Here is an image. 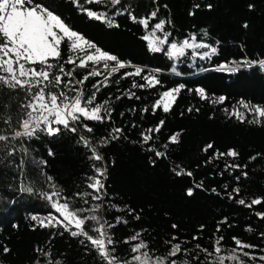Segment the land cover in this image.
<instances>
[{"label":"trees","instance_id":"16d2710c","mask_svg":"<svg viewBox=\"0 0 264 264\" xmlns=\"http://www.w3.org/2000/svg\"><path fill=\"white\" fill-rule=\"evenodd\" d=\"M38 2L59 14L68 25L102 50L129 65L114 74L108 87H102L97 93V103L108 101L112 109L111 120L103 123L86 121L94 132L82 133L97 144V151L105 157L102 166L106 168L103 207L99 213L88 211L85 215L98 214L115 224L109 230L116 242L115 255L121 260L135 255L131 247L138 241H130V237L137 232L154 256H165L169 249L166 241L176 237L182 248L189 250L178 259L191 260L198 251L197 243L211 250L219 236L224 238L220 245L224 249L221 255H228L235 247L233 237L258 245L254 254L264 255L260 251L264 249V238L260 235L264 233V220L256 215L264 212V204L248 208L236 202L240 198L247 202L264 198V126L248 123L247 120L253 119V114L248 112L244 123L230 115L241 100L264 105V71L258 65L243 66L235 73L217 70L221 63L245 58L250 61L264 59V0H121V5L115 6L110 0H100L85 4L93 11L112 16L118 27L90 19L73 0ZM249 5L254 7L250 9ZM124 9L137 18L158 11L156 19L145 29L133 22L127 12L116 14ZM159 20L170 21L164 29L171 33L169 42L182 41L194 34L197 41L216 47L217 54L208 58L187 50L185 56L169 59L164 52L150 51L148 41L143 37ZM245 23L247 28L243 26ZM157 33L163 38V32ZM163 47L166 49L168 44ZM62 55H68L63 45ZM65 67L67 70L72 66ZM136 68L142 69L139 76L121 78L125 72H134ZM86 71L78 69L76 77ZM149 74H155L161 85L143 89L131 87L133 82L145 83L143 77ZM98 80H103V76L91 77L80 86L86 88V96L94 91L92 84ZM115 80L119 83H114ZM181 84L184 88L169 112H163L162 108L152 111L160 93ZM199 88L205 90L207 99H202L196 92ZM129 91L135 92L140 99L129 98L125 95ZM23 95L22 92L19 95L10 93L7 89L0 91V112L7 111L15 118ZM118 96L121 98L116 99ZM220 96L226 97L222 104L212 102ZM144 108L149 111L143 112ZM161 120L164 121L161 131L153 133V140L143 143L141 133L155 128ZM115 127L124 130L120 138L107 146L99 145L97 142ZM0 128L7 126L0 123ZM177 133L179 142L171 143L169 138ZM77 140L78 137L69 132L55 137L39 134L23 143L15 142L13 156H8L6 151L0 152V264H36L37 260L45 264L49 258L59 259L62 264H102L90 245L86 248L79 243L82 237H72L67 232L60 235L62 229L42 228L31 220L32 215L43 217L50 211L48 203L38 195L40 191H50L46 176L53 177L63 194L71 197L73 207L91 209L100 203L90 197L75 195L92 191L87 188L90 182L87 177L94 175L93 164H101L89 159L91 152ZM209 143L213 148L206 152L204 148ZM166 144L167 148L164 147ZM150 147L153 151H149ZM49 149L54 155L48 154ZM229 149H235L239 156L213 157L214 151ZM155 151L164 152L165 156L157 158ZM252 156L256 159L250 160ZM41 161H46V166ZM232 163L247 165V168L226 169V165ZM174 170L191 171L193 176H177ZM244 171H247V177L241 175ZM236 176H240L239 181ZM201 182L203 188H195ZM22 184L32 186L34 192H21ZM190 187L194 188L192 196L186 194ZM236 187H239L240 195L230 199L229 194L235 195L232 189ZM116 217H122L127 223H115ZM225 218L227 223H223ZM87 227L90 234L95 235L93 222ZM5 247L10 251L5 253ZM36 249L50 252L51 257ZM205 255L200 253L201 260ZM214 258L215 255L209 259ZM192 264L198 262L193 260ZM225 264L234 262L225 261Z\"/></svg>","mask_w":264,"mask_h":264},{"label":"snow or ice","instance_id":"6c2138e0","mask_svg":"<svg viewBox=\"0 0 264 264\" xmlns=\"http://www.w3.org/2000/svg\"><path fill=\"white\" fill-rule=\"evenodd\" d=\"M100 0H73V3L80 11L85 13L90 19L100 21L107 24L109 27H118L112 16L107 13L93 11L85 4L99 3ZM112 5H121V0H110ZM199 7V5H196ZM211 8V5H208ZM249 5V8H253ZM157 11H152L148 16L137 18L127 9L117 11V15H122L127 12L129 18L136 23L141 24L145 29L149 28V22L155 20ZM191 14V13H190ZM170 21L159 20L152 26V30L143 37L148 41L150 51L155 53L164 52L169 59H177L186 55L189 49L208 48L210 51L203 53L204 57L210 58L217 54V48L207 43L197 42V37L192 34L182 41L169 42L171 33L165 32V24ZM245 28L248 25H243ZM163 32V38L156 35V32ZM207 36V32L204 31ZM168 44L165 49L163 46ZM62 45L66 46L68 55H62ZM103 71L96 67L101 65ZM66 65L72 67L66 70ZM258 65L264 71V59L241 61H231L221 63L217 70L228 73H235L241 67H252ZM129 65L121 61L117 56L102 50L95 42L88 40L82 33L74 30L66 21L53 10L49 9L38 0H0V91L4 89L10 90V93H23V99L18 103V111L13 118V115L5 112H0V123L7 126L6 129L0 128V152L7 153L8 156L15 155V142L23 143L25 140H31L38 137L39 134H44L50 137L60 135L62 132H69L78 137L77 143L82 144L89 149L91 155L89 159L101 162V164H93L94 175L87 177L90 181L87 183V188L91 192L76 193L77 197H90L91 200L99 201L91 209L76 208L71 203V197L63 194L62 188L53 182V177L46 176L48 188L50 191H40L38 195L45 200L50 208V211L43 217L32 215L31 220L35 221L39 227L62 229L59 233L63 235L67 232L72 237H82L79 243L86 248L88 245L94 249L99 256L102 264H192V261H197L198 264H225V261H232L234 264H264V255H255V250L258 245L248 244L233 237L235 247L229 250L228 255H221L223 236H219L211 250L203 248L200 244H196L198 250L192 259H178L189 253L187 248H182L181 243L176 237L166 241L169 249L165 256H154L149 250V245L141 238L139 232L130 237V241H138L131 247V252L135 253L130 259L121 260L115 255V241L110 234V229L114 228L115 224L105 220L98 214L85 215L88 211L99 213L103 207V199L106 195V186L103 178L106 176V168L103 167L105 157L97 151V144H93L91 137L82 134L93 133L94 128L87 122L110 121L112 109L108 106V101L97 103V93L102 87H108V82L121 69H125ZM78 69L87 70L85 74L79 78L76 77ZM142 72L141 68H136L134 72H125L122 79L129 76H139ZM103 76V80H98L92 84V91L87 96L85 95L86 88L80 87L86 84L91 77ZM145 83L138 84L133 82L131 87L135 88H155L161 85V80L155 74H149L143 77ZM119 83V80L113 81ZM184 85L165 90L160 93L158 99L152 106V111L162 108L163 112H169L175 104L177 97ZM196 92L202 99H207V94L204 89H196ZM129 98L136 96L135 92L129 91L125 93ZM121 97H116L120 99ZM226 97L220 96L213 103H223ZM7 108V105H5ZM245 109L248 113L253 114V119L247 120L250 124L264 126V105H254L241 100L239 106L234 108L230 113L239 122H246L245 112L240 109ZM143 112L149 111L148 108L142 109ZM189 111H192L190 108ZM123 115V113L121 114ZM164 125L161 120L155 128H148L141 133L142 142L147 144L154 139L153 133H159ZM135 127V125H133ZM123 128H112L107 137H102L97 143L101 146H107L113 140L120 138L123 133ZM179 133L172 135L169 139L171 143L179 142ZM167 144L164 145L167 148ZM213 145L209 143L204 151L212 149ZM26 151V150H25ZM149 151H153L150 147ZM48 154L54 155L51 149ZM157 158H163L164 152L155 151ZM237 158L239 153L235 149H229L226 152L214 151L213 157ZM255 160L256 156L249 158ZM23 161L21 160V164ZM41 164L46 166V161H41ZM241 167L247 168V165H239L232 163L226 165V169H237ZM43 171V169H41ZM175 175L193 176L191 171H175ZM247 177V171L241 173ZM240 176H236L239 181ZM195 188H203V183H197ZM21 192L32 194L34 189L32 186L22 184ZM215 192V189H212ZM229 194L230 199H236L240 195L239 187L232 189ZM188 196L194 194V188L190 187L186 190ZM236 202L242 206L252 208L254 205L264 204V198H253L250 202L245 199H237ZM87 204L88 200H84ZM256 215L264 220V212H257ZM139 219V216H135ZM93 222L94 227L90 234L88 223ZM115 223H127L122 217H116ZM227 223V218L223 221ZM175 228L176 225H173ZM203 230V225H201ZM251 230V229H249ZM220 227H217V232ZM264 238V233L260 234ZM198 240L199 237H193ZM177 241L172 243V241ZM128 242V241H126ZM248 249L249 251H244ZM5 253L10 251L7 247L3 249ZM46 257H51L50 252H45L43 249H36ZM264 252V249H260ZM205 253L203 260L200 258V253ZM214 259H209L213 257ZM36 264H40L37 260ZM45 264H62L59 259L49 258Z\"/></svg>","mask_w":264,"mask_h":264},{"label":"rangeland","instance_id":"374dc122","mask_svg":"<svg viewBox=\"0 0 264 264\" xmlns=\"http://www.w3.org/2000/svg\"><path fill=\"white\" fill-rule=\"evenodd\" d=\"M156 35L158 36V33L156 32ZM198 43H199V41H197ZM203 49H205V48H200V49H189V50H191L192 51V53L194 54V55H199V56H201V57H204L203 56V53H205V52H208V51H210V49H207V51H203ZM96 67H98V68H100L101 70H103V67H102V64L101 65H97ZM241 111H243V112H245V113H247V111L245 110V109H240ZM229 262V261H228ZM230 262H232V261H230ZM257 264H259V261L257 262Z\"/></svg>","mask_w":264,"mask_h":264}]
</instances>
